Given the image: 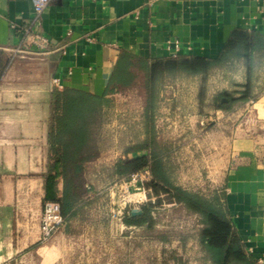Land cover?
<instances>
[{
    "label": "crops",
    "instance_id": "0c3cea01",
    "mask_svg": "<svg viewBox=\"0 0 264 264\" xmlns=\"http://www.w3.org/2000/svg\"><path fill=\"white\" fill-rule=\"evenodd\" d=\"M33 17L31 0H0V264H100L77 255L100 252L75 245L85 236L72 228L78 211L39 241L42 202L63 190L55 132L61 91L107 93L122 53L147 61L216 58L237 28L264 41V0H50ZM10 22L32 23L49 49L16 55L22 35ZM53 77L62 89L50 85ZM254 93L245 121L222 134L228 152L220 188L243 249L264 264V86Z\"/></svg>",
    "mask_w": 264,
    "mask_h": 264
},
{
    "label": "rangeland",
    "instance_id": "374dc122",
    "mask_svg": "<svg viewBox=\"0 0 264 264\" xmlns=\"http://www.w3.org/2000/svg\"><path fill=\"white\" fill-rule=\"evenodd\" d=\"M257 63L252 77L254 99L257 97L254 90L264 86V62ZM233 70L230 79L212 74L201 80H176L165 84L159 92L153 122L154 147L163 158L172 182L206 197L219 194L222 199L224 191L220 185L228 152L222 134L225 136L232 126L245 121L250 109L247 108L249 103L245 104L247 100L234 104L226 112L216 108L214 92L237 90L245 80L241 64L236 63ZM198 92L202 93L201 102ZM142 110L140 90L115 94L100 127L106 135H125L121 143L123 149L135 141L131 136L142 130ZM109 140V137L100 138L99 155L82 175L83 189L94 186L90 189L91 203L78 210L80 220L72 227L85 232V236L75 239L79 250H83L81 246L91 245L99 247L100 252L83 250V254L77 255L98 257L100 264L102 260L104 264H208L197 241L198 217L185 211L163 190L148 189L144 182L151 175L145 174L146 168L139 170L136 181L131 179L137 171L126 177L111 176L109 166L125 154H120ZM113 152L116 155H112ZM133 193L144 194L145 198L136 202ZM142 205L152 206L153 226L126 225L123 216ZM115 206L121 212L120 220L111 216Z\"/></svg>",
    "mask_w": 264,
    "mask_h": 264
},
{
    "label": "trees",
    "instance_id": "16d2710c",
    "mask_svg": "<svg viewBox=\"0 0 264 264\" xmlns=\"http://www.w3.org/2000/svg\"><path fill=\"white\" fill-rule=\"evenodd\" d=\"M263 55L264 41L261 36L255 31L237 28L231 31L216 58L176 55L147 61L122 53L110 77L107 93L97 96L75 89H63L61 112L55 119L57 142L62 148L63 190L56 199L45 198L58 200L61 205L64 221L58 229L81 207L91 203L90 189L94 186L83 189L82 175L99 155L100 138L109 137V141L114 143L113 147L117 146L119 153L125 154L124 157L118 156L109 166L111 176L126 177L146 168L151 175L150 187L155 191L163 190L185 211L198 217L200 228L197 241L208 264H255V259L243 249L219 194L206 197L171 181L163 158L154 147L153 122L160 101L159 92L165 84L188 78L201 80L212 74L230 79L236 63L242 65L245 80L237 90L214 92L216 108L226 112L234 104L253 97L252 77ZM134 90L142 92V130L131 136L130 139L135 141L122 149L121 143L126 136L106 135L100 126L107 108L112 106V96ZM198 97L201 102L202 93L198 92ZM143 150L146 153H139ZM140 210L136 215H132L131 210L127 212L123 222L128 226L152 227V206L142 205Z\"/></svg>",
    "mask_w": 264,
    "mask_h": 264
},
{
    "label": "built area",
    "instance_id": "2783aa9c",
    "mask_svg": "<svg viewBox=\"0 0 264 264\" xmlns=\"http://www.w3.org/2000/svg\"><path fill=\"white\" fill-rule=\"evenodd\" d=\"M50 0H31L32 8H33V21L36 22L37 18L46 8ZM32 23L20 25L15 22H10L11 28L15 31L19 32L22 35L19 46L14 50L16 55H24L28 52L36 51L43 52L49 49L50 43L47 37H45ZM50 85L55 87L56 89H62V84L57 77L51 78ZM145 174H148L147 170H144ZM140 171H137L133 177L132 181H136L135 176L138 175ZM151 182V176L147 178L144 185L149 189V183ZM140 184L143 182L140 179ZM144 193V192H143ZM133 200L136 202L142 201L145 198L144 194L139 195L138 193H133ZM131 210H138V208H132ZM113 218L120 220L121 212L120 210H116V206L112 209ZM64 218L61 212V205L58 200L55 199H45L42 202V211L40 215L39 222V241L45 242L49 239V237L54 233L62 224ZM257 264H263L262 259L257 260Z\"/></svg>",
    "mask_w": 264,
    "mask_h": 264
},
{
    "label": "water",
    "instance_id": "95a60500",
    "mask_svg": "<svg viewBox=\"0 0 264 264\" xmlns=\"http://www.w3.org/2000/svg\"><path fill=\"white\" fill-rule=\"evenodd\" d=\"M140 212H141L140 209H138V210H131V214H132V215L139 214Z\"/></svg>",
    "mask_w": 264,
    "mask_h": 264
}]
</instances>
